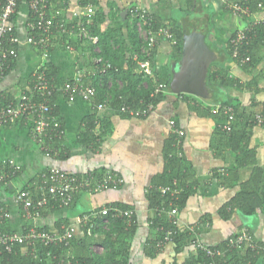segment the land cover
Segmentation results:
<instances>
[{"label":"crops","instance_id":"crops-1","mask_svg":"<svg viewBox=\"0 0 264 264\" xmlns=\"http://www.w3.org/2000/svg\"><path fill=\"white\" fill-rule=\"evenodd\" d=\"M96 1L98 7L90 5L94 11L101 8L106 14L118 12L123 18L130 6L140 5L149 10L153 21L155 19L159 24L157 26L166 27L170 31L174 21L178 20L185 28V24L193 17L185 20L188 8L186 0ZM195 1L197 0L193 2ZM200 1L193 4L189 15L199 14V17L194 18H203L206 24L211 25L210 42L219 51L216 58L220 60L227 52L225 46L231 35L244 27L248 20L234 17L229 12L227 6L233 0ZM68 8L69 11L64 16L67 22L75 20L71 13L85 11L79 6L78 0H69ZM28 13L26 2L20 3L15 27L22 39L28 32ZM251 19L264 20V12H255ZM109 24L107 19L103 28ZM171 33L173 34L172 31ZM50 39L52 46L46 60L32 47L20 46L13 68L0 82V95L11 99L20 96L32 72L46 63L57 69L55 82L59 84L70 80L77 70L84 74L85 81H89V74L95 69L89 45L87 46L89 43L73 35L56 34L55 31ZM62 43L70 44L72 50L64 49ZM173 47L171 42L161 41L154 48L156 51L152 67L157 76L167 79L173 76V71L178 66V61L171 59ZM255 52L256 61L247 70L238 68L233 62L226 64L228 75L237 83L223 90L222 97L236 99L242 111L254 114L263 112L264 116V46H259ZM214 94L216 91H213ZM164 95V99L144 118L124 116L110 106L96 114L90 104L80 99L70 103L61 95L55 96L56 117L65 132L60 141L64 159L41 152L40 146L31 139L30 124L18 122L0 129V163L6 161L12 166L20 167V171L10 177L0 189V207L5 208L7 214L3 230L9 234H22L28 228L35 227L49 232H61L66 226L76 225L77 219L83 214L107 205L118 207L115 204H119L129 208L126 210L134 211L136 217L135 233L128 240L129 264H183L195 249L194 246L190 245L181 253L175 254L174 245L169 242L154 258L146 256L144 251L152 233L149 220L154 216V211L148 207L146 191L153 178L164 172V146L171 136L169 122L173 120L184 132L182 153L189 167L187 183L193 186V195L185 207L178 211V226L201 227L199 241L208 247L220 245L242 229L248 230L258 243H264V208L249 216L235 210L227 220L222 219L219 214L221 207L235 196L238 185L249 179L253 166L241 169L236 176L237 182H232L233 186L222 185L215 176L234 167L235 155L227 146V139L223 135L225 120L220 119L215 110L217 117L214 118L207 109L214 104L213 97L193 95L182 98L171 90ZM91 115L95 120L92 132L95 136L103 132L95 149L83 147L79 142L81 132H85L86 119ZM249 130L248 147L256 154L254 166L263 169L264 180V127L256 125ZM52 168L77 175L100 170L113 172L123 179V185L117 190H105L92 195L83 192L69 208L50 209L36 218L26 219L21 206L14 201L15 194L24 188L33 191L38 175ZM204 218L207 221L202 222ZM84 242L88 240L83 238L82 231L76 227L73 246L62 254L80 258L88 252L103 253L101 247H87ZM24 250L20 251L22 255L25 254ZM254 264H264V256L255 260Z\"/></svg>","mask_w":264,"mask_h":264},{"label":"trees","instance_id":"trees-1","mask_svg":"<svg viewBox=\"0 0 264 264\" xmlns=\"http://www.w3.org/2000/svg\"><path fill=\"white\" fill-rule=\"evenodd\" d=\"M64 1L68 3L69 0ZM193 1L194 0H186L188 8L185 11V20L190 18L186 17V15H189L191 12L193 4L201 2L200 0ZM0 2L2 4L4 0H0ZM51 2L53 4L52 9L63 8V5L56 0H51ZM78 4L82 8L88 5L97 7L99 5L96 0H78ZM258 4L262 5L264 11V0H247L246 2V5L251 8L252 12H257ZM200 11L203 10L200 9ZM126 14L127 15L123 18L121 16L122 14L120 15L118 12L106 14L103 9L98 8L91 16L92 24L88 27V30L91 35L97 37L96 44H91L90 42L87 44V46L89 45L88 50L90 51L91 58H102L110 65V69H108L104 75L98 74L90 79V83L97 89V98L94 104L110 96L109 106L119 111L122 105L142 108L146 104H152L155 108L164 99V94L170 90L172 93L178 94L182 98L193 96L174 91L172 87L173 76L167 79L159 77L154 73V79H156L154 82L153 79L143 77V72L137 70V60H135L134 57L137 56V59L141 61L146 60L141 52L144 43L138 36L135 21L129 17L128 12H126ZM107 19L110 24L103 28ZM177 21L178 20L174 21L171 28L176 40L171 59L179 62L181 60L184 28ZM75 22L76 20L68 21V24H73ZM154 22L156 25H159L155 19ZM210 26L211 25L208 23L203 27L206 34L205 41L214 52L215 57L208 69L207 85L214 92L216 91V94L212 95L214 104L207 107V109L211 116L214 118L219 116L222 120H225L223 107L231 106L234 108L235 112V120L232 124L231 132L223 134L227 139V146L235 155V164L232 169H226L215 176L222 185L226 184L233 186L234 184L232 182H237L236 176L238 172L247 166H253L249 179L238 185L235 196L228 203L224 204L219 211L221 218L227 220L230 219L231 214L235 210L249 216L255 214L258 209L264 208L263 169L254 166L256 163V154L248 147L251 132L249 129L257 125L253 119L254 113L245 110L242 111L236 99L222 97L225 89L231 88L237 83L235 79L228 75V66L226 64L233 62L242 70L253 67L256 61L255 51H257L259 46H264V24L254 29L256 37L254 38L252 36L250 45L244 46L241 50L242 54H246L250 58V61L245 65H240L239 62H236L232 58L229 43L230 39L225 46L227 47L225 49L227 52L223 55L224 58L220 60L216 58V54L219 53V51H217L215 46L210 42ZM15 32L18 34L16 27ZM235 33L236 31L231 37H233ZM96 50H98V52H96ZM155 51V49L152 50L150 55V63L152 66ZM40 70L43 71L50 80H56L57 69L51 64L46 63L42 65ZM158 83L165 84L166 89L164 92L152 96L154 88ZM144 85H146V87ZM2 99V95H0V103H7L12 100L7 97H5L6 100ZM54 101L55 97L52 99V102ZM217 106L221 107V110L216 116L214 110ZM52 114L56 117V108H53ZM261 114H263V112H261ZM124 116L130 117L128 114H124ZM94 122L93 115L86 119L87 124L85 132H81L79 140L83 147L95 149L98 145L99 137L103 132L95 136L94 132H92L94 129ZM104 123L103 121V124ZM176 127L179 128L177 125ZM175 143L176 136L171 133L169 140L165 142L164 146V159L166 163L164 172L153 178L150 187L146 191L148 207L154 211L153 218L149 220L152 233L144 250L146 256L149 258L156 257L161 249L169 242L173 243L175 254H179L186 248H189L190 245L192 246V243L198 237V233L191 231L190 227L181 228L178 225H174L172 219L169 218L167 214V212L175 206L178 208V211H180L185 207L188 199L193 195V186L187 183L189 178V167H187L183 156L178 157L176 155L178 150ZM53 147L61 150L59 151V155L55 158L64 159V151L61 149L60 141H55ZM179 149L182 151L181 146ZM104 173V170H100L98 172L96 171L94 174L101 177ZM166 187L170 188L171 191L177 190L178 194L175 197H172L170 192L163 194L161 189ZM115 205L121 210L129 209L126 206L119 204ZM106 207H110V205ZM54 209L59 210L62 208L54 207ZM99 209H96V211ZM105 221H108V224H105ZM204 221H207V219L204 218L202 222ZM94 222L96 224V229L94 230L95 237L87 235V229L80 228L83 238L88 240V242H84V245L87 247H101L103 253L94 254L93 252H88L87 255L80 258L75 257V259L86 264H129L128 240L131 239L135 233L137 227L136 217L134 216L131 222L127 224L126 218H114L111 214H108L107 216L97 217L94 219ZM41 230L47 231L46 229ZM166 237H169V241L166 240ZM252 238L256 241L253 236ZM74 242L75 235L72 239L71 246H73ZM259 244L263 245L264 243ZM209 248L213 251H219L221 255L209 257L198 248H195L190 252L183 264H254L255 260L263 256H254L250 250L243 251L231 249L228 246V239L218 246ZM23 249H25L24 255L20 252ZM65 251L66 249L56 247L44 248L39 246L35 252L37 257L34 258L33 254H31L30 247L15 245L10 253L3 252L0 255V264H58L59 258L64 256ZM47 252H50L51 256H47ZM62 252L64 253L62 254ZM54 256L56 259L53 258Z\"/></svg>","mask_w":264,"mask_h":264},{"label":"built area","instance_id":"built-area-1","mask_svg":"<svg viewBox=\"0 0 264 264\" xmlns=\"http://www.w3.org/2000/svg\"><path fill=\"white\" fill-rule=\"evenodd\" d=\"M63 5L62 9H52L51 0H4L0 2V82L13 68L18 57L20 46L26 45L32 47L43 60H46L50 54L52 42L51 36L55 31L56 34L73 35L79 40H85L91 44L97 43V37L90 34L88 27L92 24L91 16L94 14L92 6L88 5L84 9V13L73 12L72 17L76 20L73 24H68L65 19V13L69 11L68 3L64 0H56ZM26 2L29 10L28 34L22 39L15 32V22L18 6L20 3ZM247 0H233L227 6L229 12L237 18L248 20L244 27L237 30L235 35L230 38V48L232 58L245 65L250 61L246 54H242L241 50L244 46L250 45L252 36L256 37L254 29L264 24V20H253L252 16L255 12L246 5ZM129 17L135 21L136 31L139 38L144 43L142 54L146 60H137V70L143 72V77L154 79V71L150 63V55L152 50L161 41H169L174 46L176 40L171 31L163 26L154 24L153 17L148 9L134 5L127 10ZM257 12H264L262 5H257ZM15 16V17H14ZM64 44V49L72 50L70 44ZM56 45V44H54ZM63 47V45H61ZM98 52V50H96ZM95 69L89 74V82L84 79V74L77 70L74 76L61 84L50 80L46 74L38 68L30 75L24 91L15 99L7 103H0V129L11 126L18 122L30 124L31 139L40 146L43 154L51 157L59 155L58 149L53 147L55 141H61L64 138V129L60 120L53 116V108H55L52 99L57 96H63L68 102L73 103L77 99L82 100L91 105L96 114H99L109 106L110 96L105 97L103 101L94 104L97 98V89L90 83V79L96 75H104L110 69V65L102 58H94ZM146 87V85H144ZM166 85L163 83L156 84L152 96L164 92ZM2 100H6L2 96ZM152 104H146L144 107H131L122 105L119 111L123 114L135 117H147L154 110ZM225 123L223 131L231 132L232 124L235 120V112L231 106L223 107ZM221 107L217 106L215 112H219ZM264 110V109H263ZM253 119L258 126H264V116L261 113L253 115ZM175 121H170V129L172 135L176 136V148L178 157H182L183 153L179 149L183 144L184 132L177 128ZM20 171L19 166H12L6 161L0 163V189L10 177L15 176ZM123 185V179L113 172H105L101 177L94 173H86L77 175L66 172L59 168H52L40 173L34 190L24 189L18 191L14 196V201L21 206L24 217L31 219L38 217L43 211L54 209V207L66 209L69 208L76 197L86 192L89 195L96 194L105 190H117ZM162 193L170 192L172 197L178 194L177 190L170 188H162ZM111 214L112 217L126 218L129 224L135 216L132 210H121L118 207H102L98 211L93 210L89 213L81 215L76 225H69L62 229L61 232H49L30 227L22 234H9L3 230L4 219L7 217L6 209L0 207V255L10 253L15 245H25L31 248V254L37 257L35 252L39 246L44 248H61L68 250L74 238L76 227L87 229V235L95 237L94 230L96 224L94 219L101 216ZM169 218L172 219L174 225H178V208L175 206L167 212ZM108 224V221H105ZM205 225V224H204ZM191 231L200 233L201 227H190ZM169 241V237H166ZM192 246L198 248L206 256H220L219 251H213L208 246L202 244L197 237ZM228 246L231 249L250 250L254 256H264V244L261 245L254 241L248 230L242 229L228 239ZM47 256H51L47 252ZM56 259V257H53ZM58 264H86L76 260L69 255L59 258Z\"/></svg>","mask_w":264,"mask_h":264},{"label":"water","instance_id":"water-1","mask_svg":"<svg viewBox=\"0 0 264 264\" xmlns=\"http://www.w3.org/2000/svg\"><path fill=\"white\" fill-rule=\"evenodd\" d=\"M205 19L192 18L185 24L181 60L173 71L174 91L197 97H212L213 90L207 85L209 66L214 52L206 43Z\"/></svg>","mask_w":264,"mask_h":264},{"label":"rangeland","instance_id":"rangeland-1","mask_svg":"<svg viewBox=\"0 0 264 264\" xmlns=\"http://www.w3.org/2000/svg\"><path fill=\"white\" fill-rule=\"evenodd\" d=\"M193 16V17H192ZM200 15L199 14H193V15H189V17H192V18H194V17H199Z\"/></svg>","mask_w":264,"mask_h":264}]
</instances>
